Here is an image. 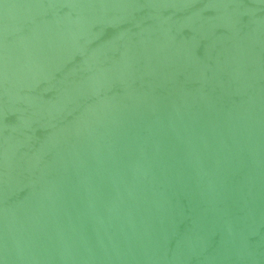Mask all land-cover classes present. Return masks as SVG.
Here are the masks:
<instances>
[{
    "label": "water",
    "instance_id": "water-1",
    "mask_svg": "<svg viewBox=\"0 0 264 264\" xmlns=\"http://www.w3.org/2000/svg\"><path fill=\"white\" fill-rule=\"evenodd\" d=\"M0 264H264V0H0Z\"/></svg>",
    "mask_w": 264,
    "mask_h": 264
}]
</instances>
